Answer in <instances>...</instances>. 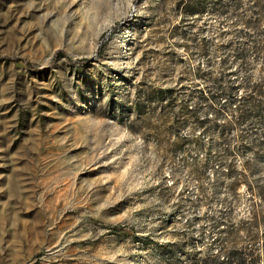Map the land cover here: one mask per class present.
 Returning <instances> with one entry per match:
<instances>
[{"label":"rangeland","instance_id":"rangeland-1","mask_svg":"<svg viewBox=\"0 0 264 264\" xmlns=\"http://www.w3.org/2000/svg\"><path fill=\"white\" fill-rule=\"evenodd\" d=\"M215 1L0 0V264H264V0Z\"/></svg>","mask_w":264,"mask_h":264},{"label":"trees","instance_id":"trees-1","mask_svg":"<svg viewBox=\"0 0 264 264\" xmlns=\"http://www.w3.org/2000/svg\"><path fill=\"white\" fill-rule=\"evenodd\" d=\"M221 0H216L215 4L220 3ZM257 107V105H254V109ZM242 114L243 111H242ZM116 229V228H114ZM117 233L120 231L119 229L115 230ZM121 233V232H120ZM228 264H251L250 260H247V258L244 256L243 252L239 251L238 249L231 252L229 258H228Z\"/></svg>","mask_w":264,"mask_h":264}]
</instances>
